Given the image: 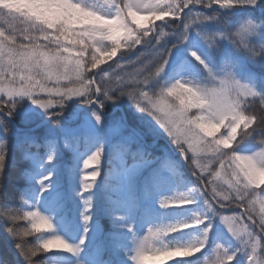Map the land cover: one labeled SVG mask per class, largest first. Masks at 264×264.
Instances as JSON below:
<instances>
[{"label": "snow or ice", "instance_id": "6c2138e0", "mask_svg": "<svg viewBox=\"0 0 264 264\" xmlns=\"http://www.w3.org/2000/svg\"><path fill=\"white\" fill-rule=\"evenodd\" d=\"M0 244L264 264V0H0Z\"/></svg>", "mask_w": 264, "mask_h": 264}, {"label": "trees", "instance_id": "16d2710c", "mask_svg": "<svg viewBox=\"0 0 264 264\" xmlns=\"http://www.w3.org/2000/svg\"><path fill=\"white\" fill-rule=\"evenodd\" d=\"M26 239H34V237H30V238H26ZM5 254H6V252H5L4 246H3V244H0V256H3Z\"/></svg>", "mask_w": 264, "mask_h": 264}, {"label": "rangeland", "instance_id": "374dc122", "mask_svg": "<svg viewBox=\"0 0 264 264\" xmlns=\"http://www.w3.org/2000/svg\"><path fill=\"white\" fill-rule=\"evenodd\" d=\"M258 207V206H257Z\"/></svg>", "mask_w": 264, "mask_h": 264}]
</instances>
